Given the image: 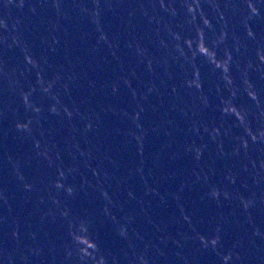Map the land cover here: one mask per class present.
Wrapping results in <instances>:
<instances>
[{
    "label": "water",
    "instance_id": "water-1",
    "mask_svg": "<svg viewBox=\"0 0 264 264\" xmlns=\"http://www.w3.org/2000/svg\"><path fill=\"white\" fill-rule=\"evenodd\" d=\"M0 264H264V0H0Z\"/></svg>",
    "mask_w": 264,
    "mask_h": 264
}]
</instances>
